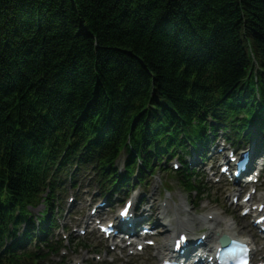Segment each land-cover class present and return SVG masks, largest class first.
Returning <instances> with one entry per match:
<instances>
[{
    "label": "trees",
    "instance_id": "1",
    "mask_svg": "<svg viewBox=\"0 0 264 264\" xmlns=\"http://www.w3.org/2000/svg\"><path fill=\"white\" fill-rule=\"evenodd\" d=\"M252 56L264 73V0H0V219L71 136L137 152L190 124L201 80L249 97Z\"/></svg>",
    "mask_w": 264,
    "mask_h": 264
},
{
    "label": "bare ground",
    "instance_id": "2",
    "mask_svg": "<svg viewBox=\"0 0 264 264\" xmlns=\"http://www.w3.org/2000/svg\"><path fill=\"white\" fill-rule=\"evenodd\" d=\"M174 225L175 227H179L180 225H183V223L181 224L180 222H178L176 219H174Z\"/></svg>",
    "mask_w": 264,
    "mask_h": 264
}]
</instances>
